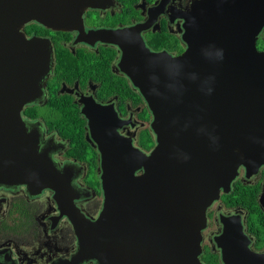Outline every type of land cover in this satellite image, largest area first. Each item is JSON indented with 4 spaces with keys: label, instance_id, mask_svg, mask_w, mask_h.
I'll use <instances>...</instances> for the list:
<instances>
[{
    "label": "water",
    "instance_id": "obj_1",
    "mask_svg": "<svg viewBox=\"0 0 264 264\" xmlns=\"http://www.w3.org/2000/svg\"><path fill=\"white\" fill-rule=\"evenodd\" d=\"M93 5V0H0V186L25 185L32 194L69 188V177L50 160L52 151L40 148V123L27 133L21 118L25 105L41 100L39 85L51 59L45 41H28L20 30L32 20L71 27L80 9ZM203 11L199 29L190 33L191 48L179 57L138 46L129 54L124 48L129 58L124 69L145 98L158 135L149 156L119 138L117 124L84 108L102 154L104 205L92 221L74 199L69 197L65 209L59 199L79 239L71 264H201L208 208L221 190L229 192L241 162L250 170L264 163V53L255 47L264 12L251 21L252 43L237 50L224 47L222 37L243 42L247 34L228 35L218 21L209 31ZM225 226L216 239L224 264H264V255L251 253L247 240L236 237L238 228L228 221Z\"/></svg>",
    "mask_w": 264,
    "mask_h": 264
},
{
    "label": "flooded vegetation",
    "instance_id": "obj_2",
    "mask_svg": "<svg viewBox=\"0 0 264 264\" xmlns=\"http://www.w3.org/2000/svg\"><path fill=\"white\" fill-rule=\"evenodd\" d=\"M93 1L95 5L79 10L71 27L54 28L32 20L20 30L28 41H45L43 50L51 59L50 72L39 85L41 100L25 105L21 118L27 133L40 123V129L35 127L40 148L52 151L51 162L69 177L70 184L59 194L51 188L32 194L25 185L0 186V264H71L79 239L60 201L65 209L74 199L89 220L100 215L102 154L83 112L86 105L117 124L115 134L130 140L144 155L149 156L158 144L152 112L124 69L129 66L124 48L129 54L138 46L153 54L179 57L191 48L190 33L199 29L197 21L204 10L209 31L218 21L216 25L221 24L228 35L232 30L247 34L243 42L222 37L224 47L233 44L239 50L252 43L250 29L256 24L251 21L261 20L264 12L256 7L264 0ZM255 47L264 53V25ZM52 102H58L57 112L50 108ZM41 107L46 110L41 112ZM32 110L40 114L32 117ZM145 140H152L150 148ZM236 152L243 161L241 149ZM225 221L238 228L236 237L247 240L251 253L264 255V163L250 170L241 162L229 192L221 190L220 198L208 208L201 232V264H224L216 239L225 234Z\"/></svg>",
    "mask_w": 264,
    "mask_h": 264
},
{
    "label": "trees",
    "instance_id": "obj_3",
    "mask_svg": "<svg viewBox=\"0 0 264 264\" xmlns=\"http://www.w3.org/2000/svg\"><path fill=\"white\" fill-rule=\"evenodd\" d=\"M129 94H130V92H129ZM57 106H59L58 105V102H52L51 104H50V108L53 110V111H55V112H57L58 110H59V108L57 107ZM30 114H31V116L32 117H37L40 113H38L37 111H35V110H32L31 112H30ZM152 142V140H145L144 141V144H145V146H148V148H150V143Z\"/></svg>",
    "mask_w": 264,
    "mask_h": 264
},
{
    "label": "rangeland",
    "instance_id": "obj_4",
    "mask_svg": "<svg viewBox=\"0 0 264 264\" xmlns=\"http://www.w3.org/2000/svg\"><path fill=\"white\" fill-rule=\"evenodd\" d=\"M41 108H42L41 112H43V111L46 110V109H44V108H46V107H41ZM41 108H40V109H41ZM46 115H47V112L44 113V116H46Z\"/></svg>",
    "mask_w": 264,
    "mask_h": 264
}]
</instances>
